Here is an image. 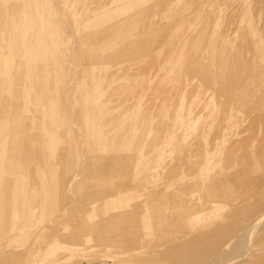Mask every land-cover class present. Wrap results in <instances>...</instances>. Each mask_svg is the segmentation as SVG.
<instances>
[{"label": "rangeland", "instance_id": "rangeland-1", "mask_svg": "<svg viewBox=\"0 0 264 264\" xmlns=\"http://www.w3.org/2000/svg\"><path fill=\"white\" fill-rule=\"evenodd\" d=\"M263 209L264 0H0V264L224 262Z\"/></svg>", "mask_w": 264, "mask_h": 264}, {"label": "bare ground", "instance_id": "bare-ground-1", "mask_svg": "<svg viewBox=\"0 0 264 264\" xmlns=\"http://www.w3.org/2000/svg\"><path fill=\"white\" fill-rule=\"evenodd\" d=\"M205 32H204V34H205ZM67 98H68V96H67ZM67 98H66V100H68ZM244 147H246V146L244 145ZM240 153H242V152H240ZM235 154H236V152H235ZM244 156H245V154H244ZM231 157H230V160L232 159ZM238 157H239V155H238ZM240 157H239V159H240ZM244 158H248V155H247V157L245 156ZM247 161H249V159ZM212 162H214L213 155H211L210 157H207V158L204 159L203 165L205 166V171H208L207 167H210ZM215 162H216V160H215ZM229 163H230V161H229ZM228 164H226V165H228ZM231 164H232V161H231ZM229 174L231 175L230 177H233L235 179L238 176V174L236 175L234 173L233 169H230V173ZM211 197H213V194H212ZM240 210L239 211L237 210V211L234 212V215L237 216V218H238L240 223H239V227L236 228L234 231L232 230L233 228H231V230L233 232L231 231L230 238L234 237L235 240H234V242L232 243V246H231L232 248L230 250V258L229 259H227L224 262H221L216 257V254L218 253V250H219L220 247H217V246L212 244L214 242V241L211 242V240L213 239L212 238L210 240V242H211L210 245L212 244V246L211 247H210V245L209 246L208 245L205 246V247H210V249L199 248V249H202V250H197V247L195 248V246L197 244L194 247L193 246L192 247L186 246V248L183 249L180 253H177L176 255H174L172 260L174 262L183 263V264H200V263H202V264H234V262L236 260H241V259L243 260L245 258V256L249 253V251H251L250 247L253 246V243H254L255 239H257V238H255L257 236V234L258 233L260 234L261 230L264 229V209L261 212L252 213V214H250L247 210H245V212H243V211L240 212ZM185 231H187V230H185ZM186 233H189V232L187 231ZM224 234H226V233H224ZM157 236H158L157 233H155V234H153V236H147V235L146 236H142L141 238H139V240H141L144 243V245L150 246L153 243H155L157 241V239H159ZM196 236H198V235H196ZM217 236H218V234H217ZM217 236H216L215 239H218ZM205 244H203V245H205ZM199 246H202V245H199ZM249 255H251V254H249Z\"/></svg>", "mask_w": 264, "mask_h": 264}]
</instances>
